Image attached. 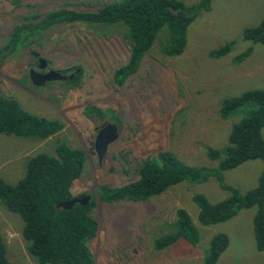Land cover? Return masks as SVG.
Wrapping results in <instances>:
<instances>
[{"label":"rangeland","instance_id":"obj_1","mask_svg":"<svg viewBox=\"0 0 264 264\" xmlns=\"http://www.w3.org/2000/svg\"><path fill=\"white\" fill-rule=\"evenodd\" d=\"M112 1L0 0V49L15 27L37 21L50 11L96 12L101 4ZM178 1L189 6L198 0ZM209 7L187 27L186 45L179 56H162L154 45L120 86L114 85L112 75L126 64L129 53L121 33L113 28L95 32L79 23L61 24L44 30L35 44L25 47L28 50L21 46L7 53L6 49L0 55V95L15 99L31 114L61 122L62 128L43 141L0 134V179L15 184L23 176L28 157L52 156L59 142L86 153L89 133L96 125L84 117L87 106L100 108L117 121V135L100 165L87 156L80 177L71 183L75 196L87 193L93 197L100 185L112 188L137 180L140 162L163 151L172 152L189 166L215 167L205 149L221 150L231 125L247 115L250 107L239 108L222 120L217 115L219 101L259 89L264 83V44L240 40L243 29L264 20V0H210ZM229 41L235 44L227 56L217 60L207 56ZM248 47L251 54L233 63V57ZM31 52L54 72L76 68L77 85L68 89L58 81L43 86L28 83L25 68ZM262 168L260 160L242 163L222 173L224 183L245 193L255 188ZM194 194L214 204L228 193L209 178L200 184H177L143 202L103 203L95 197L92 216L97 231L87 244L93 264H201L211 236L217 233H223L228 242L215 264H264V250H256L252 232L254 208L203 227L196 221ZM177 209L185 210L197 227L198 243L190 246L178 241L154 250L152 241L169 230L167 225ZM21 229L19 216L0 205V236L7 262L36 264L27 253Z\"/></svg>","mask_w":264,"mask_h":264},{"label":"trees","instance_id":"obj_2","mask_svg":"<svg viewBox=\"0 0 264 264\" xmlns=\"http://www.w3.org/2000/svg\"><path fill=\"white\" fill-rule=\"evenodd\" d=\"M209 5L210 0H198L189 6L178 0H114L101 4L96 12L50 11L35 24L28 22L15 27L6 46L0 49V55L3 56L6 49L10 53L21 46L35 44L42 32L51 26L79 23L95 32H101L98 31L100 28H113V31L121 33L129 53L126 64L112 75L114 85L120 86L136 71L141 58L153 47L156 46L162 56H179L186 45L187 27L200 11H209ZM240 40L264 44V20L254 27L243 29ZM234 44L235 41L224 43L208 51L207 56L214 60L223 58L231 52ZM250 54L251 48L248 47L233 57V63H240ZM75 70L71 68L60 72L72 74V79L67 78L63 84L64 88L77 85L80 76ZM248 105V114L231 125L226 145L221 150L205 149L206 157L216 162L215 167L189 166L172 152H159L140 162L138 179L134 182L117 188L101 186L96 189L97 200L103 203L143 202L158 197L177 184H200L212 178L228 194L214 204L208 203L201 194L192 195L191 201L198 209V225L213 226L229 220L242 209L253 207L251 225L255 248L263 251L264 139L261 130L264 127V83L259 89L246 90L235 97H223L219 101L217 115L226 120L237 112L235 110ZM83 112L86 116L105 115L95 107H85ZM61 128V122L31 114L23 110L15 99L0 95V134L43 141ZM57 144L52 156L35 154L28 157L23 176L15 184H7L0 179V205L19 216L21 238L27 242V253L36 264H93L87 244L97 231V222L92 216L95 198L86 204L75 203L69 209L57 207L73 199L69 188L83 171L84 152L61 142ZM254 160L263 164L255 188L240 193L224 183V171ZM167 227L169 230L166 233L152 241L154 250H164L178 241L190 246L199 241V231L183 209L175 211V218ZM227 242L223 233L212 235L201 264H215ZM4 253L5 245L0 236V264H9Z\"/></svg>","mask_w":264,"mask_h":264},{"label":"flooded vegetation","instance_id":"obj_3","mask_svg":"<svg viewBox=\"0 0 264 264\" xmlns=\"http://www.w3.org/2000/svg\"><path fill=\"white\" fill-rule=\"evenodd\" d=\"M36 22L37 21H34L32 23L35 24ZM51 27H53V26H51ZM25 50H28V47L25 48ZM30 55H31V61L26 60V68H25V71H26L25 74L27 75L28 83L32 82L35 85H42L43 86L47 82L58 81L59 83L64 84L67 81V78H70V79L72 78L71 73H66L65 75H63V74H60L61 71L54 72L53 69L47 67L46 62L44 60L40 59L39 57H37L36 54L31 52ZM75 72H77V70H75ZM42 76H44L45 78H42ZM51 79H54V80L51 81ZM87 107H89V106H87ZM91 107H95V106H91ZM95 108H97V107H95ZM98 109H100V108H98ZM107 110L108 109L106 108L103 112H105ZM83 114H84V112H83ZM84 117L89 118L90 122H92V123L94 122L96 124L89 133L88 141H87V151H86V153L84 152V156H85V159L87 158L88 155L93 156L95 158L97 165H100L102 163V159L106 156H109L107 153V148L116 139L117 121H114V119H112L111 117H108L107 113L104 116H100V117L95 115V114H92L91 116L84 115ZM109 128L112 129L114 132L113 140L106 143L104 145L103 150L102 149L100 150V148L98 150H96L95 145H94L96 137L100 134L104 138L110 137V131H109L110 129ZM115 133H116V135H115ZM138 168H139V166H138ZM132 172L133 171H131V173ZM129 173H130V171H129ZM129 178H131V176H129ZM132 182H134V181H128V183H126L124 185L130 184ZM124 185H122V186H124ZM101 186H103V185H100L97 188H99ZM117 187H112V188H117ZM119 187H121V186H119ZM84 196L89 197L88 201L91 198L96 197V196L91 197L87 193H80L79 195H76V196L74 195L72 197H73V199H82V198H84Z\"/></svg>","mask_w":264,"mask_h":264},{"label":"water","instance_id":"obj_4","mask_svg":"<svg viewBox=\"0 0 264 264\" xmlns=\"http://www.w3.org/2000/svg\"><path fill=\"white\" fill-rule=\"evenodd\" d=\"M42 78H45V77L42 76ZM109 129H110V128H109ZM109 131H110V137H108V138H104L101 134L98 135V136L96 137V139H95V143H94L96 150H98L99 148H100V150H101V149L103 150L104 145H105L106 143H108V142H110V141L113 140V138H114V135H113L114 132H113L112 129H110ZM70 187H71V185H70ZM69 191H70L71 195L74 196V195L72 194V192H71V188H69ZM88 199H89L88 196H84V198H82V199H72V200H70V201H66V202H63V203L57 205V207H61V208H63V209H69V208H71L75 203H78V204H81V205H82V204H86V202L88 201Z\"/></svg>","mask_w":264,"mask_h":264},{"label":"clouds","instance_id":"obj_5","mask_svg":"<svg viewBox=\"0 0 264 264\" xmlns=\"http://www.w3.org/2000/svg\"><path fill=\"white\" fill-rule=\"evenodd\" d=\"M170 58H172V57H170ZM138 177V176H137ZM138 179V178H137Z\"/></svg>","mask_w":264,"mask_h":264}]
</instances>
